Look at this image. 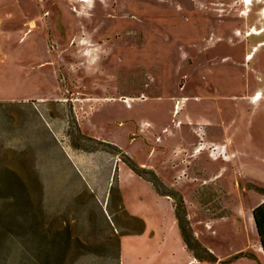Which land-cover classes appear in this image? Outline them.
<instances>
[{"label":"rangeland","instance_id":"rangeland-1","mask_svg":"<svg viewBox=\"0 0 264 264\" xmlns=\"http://www.w3.org/2000/svg\"><path fill=\"white\" fill-rule=\"evenodd\" d=\"M249 7L0 0V264H122L120 244L126 264H264V0Z\"/></svg>","mask_w":264,"mask_h":264},{"label":"crops","instance_id":"crops-1","mask_svg":"<svg viewBox=\"0 0 264 264\" xmlns=\"http://www.w3.org/2000/svg\"><path fill=\"white\" fill-rule=\"evenodd\" d=\"M128 211L130 212V210L128 209ZM170 211V210H169ZM172 210L169 212L171 213ZM131 213V212H130ZM174 213V212H172ZM132 214V213H131ZM133 215V214H132ZM171 215V214H170ZM135 216V215H134ZM252 219H253V216H252ZM172 221V222H171ZM169 220L167 222V229H168V232L169 230L171 231V236L173 237H167V239H172V241L177 244V258L179 257V255H181L183 258L185 257V260L186 261H189V256H190V253L188 252V250L186 249V244H185V241H184V237L182 235H179L178 236V233L176 232L177 231V224H176V221L175 219L173 220ZM254 221V220H253ZM254 223V222H253ZM254 227H255V224H254ZM256 230V228H255ZM176 233V234H175ZM260 249H262L261 245H260ZM160 252H158L159 254L158 255H161V252L162 250H160V248L158 249ZM263 250V249H262ZM120 259H121V262L122 264H126V254L123 252L122 248H121V244H120ZM196 263H199L198 261H195Z\"/></svg>","mask_w":264,"mask_h":264},{"label":"trees","instance_id":"trees-1","mask_svg":"<svg viewBox=\"0 0 264 264\" xmlns=\"http://www.w3.org/2000/svg\"><path fill=\"white\" fill-rule=\"evenodd\" d=\"M252 216H253L256 232L259 237L260 245L264 252V203H261L260 205L256 206L253 209ZM182 230L184 231L183 228ZM183 233H184V239H185L186 238L185 231ZM209 255H210V258H212L213 260H216V258L211 253H209Z\"/></svg>","mask_w":264,"mask_h":264},{"label":"bare ground","instance_id":"bare-ground-1","mask_svg":"<svg viewBox=\"0 0 264 264\" xmlns=\"http://www.w3.org/2000/svg\"><path fill=\"white\" fill-rule=\"evenodd\" d=\"M87 0H81V2H86ZM253 1L254 0H246V4H247V6H248V11H249V9H250V7L249 6H253ZM261 16H262V18L264 19V11H263V13L261 14ZM261 31V32H260ZM260 31L258 30V29H252L250 32H252V33H254V34H256V35H260V36H262L263 34H264V30L263 29H260ZM261 45H263L264 46V40H263V42L261 43ZM254 58V54L253 53H249L247 56H246V59L247 60H252ZM263 98V96H260V97H258L256 100H258V101H260L261 99ZM125 103H127V101L125 102ZM260 251L264 254V252H263V250L262 249H260Z\"/></svg>","mask_w":264,"mask_h":264},{"label":"clouds","instance_id":"clouds-1","mask_svg":"<svg viewBox=\"0 0 264 264\" xmlns=\"http://www.w3.org/2000/svg\"><path fill=\"white\" fill-rule=\"evenodd\" d=\"M101 2L104 3L105 0H101ZM88 3H89L90 5H92V4L94 3V0H88ZM95 51H96L97 53H99V46L96 47ZM99 60H100V56H99L98 54L95 55V56H92L91 59L88 61L89 68L86 69V71L93 70V69H92V65L97 64V62H98Z\"/></svg>","mask_w":264,"mask_h":264}]
</instances>
